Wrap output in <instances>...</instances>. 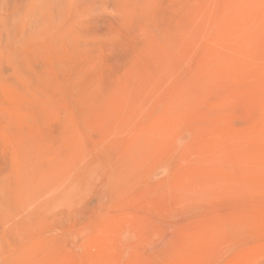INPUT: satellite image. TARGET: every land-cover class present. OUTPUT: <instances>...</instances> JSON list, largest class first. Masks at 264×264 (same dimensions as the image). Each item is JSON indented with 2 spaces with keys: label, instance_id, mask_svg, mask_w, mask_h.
Listing matches in <instances>:
<instances>
[{
  "label": "rangeland",
  "instance_id": "374dc122",
  "mask_svg": "<svg viewBox=\"0 0 264 264\" xmlns=\"http://www.w3.org/2000/svg\"><path fill=\"white\" fill-rule=\"evenodd\" d=\"M0 264H264V0H0Z\"/></svg>",
  "mask_w": 264,
  "mask_h": 264
}]
</instances>
